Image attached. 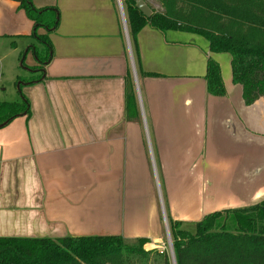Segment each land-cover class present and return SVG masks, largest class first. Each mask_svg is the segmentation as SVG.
<instances>
[{
	"label": "crops",
	"instance_id": "obj_1",
	"mask_svg": "<svg viewBox=\"0 0 264 264\" xmlns=\"http://www.w3.org/2000/svg\"><path fill=\"white\" fill-rule=\"evenodd\" d=\"M32 2L58 11L38 29L52 44L43 66L34 20L0 0L4 58L14 77H38L24 82L29 113L0 126V237L162 244L167 215L195 222L264 198V97L245 103L230 54L151 25L132 41L123 0ZM210 56L225 96L208 92Z\"/></svg>",
	"mask_w": 264,
	"mask_h": 264
},
{
	"label": "trees",
	"instance_id": "obj_2",
	"mask_svg": "<svg viewBox=\"0 0 264 264\" xmlns=\"http://www.w3.org/2000/svg\"><path fill=\"white\" fill-rule=\"evenodd\" d=\"M15 1L20 2L35 22L34 35L44 44L43 49L35 50V55L43 66L51 58L52 44L48 35L38 33V29L52 31L58 23V11L51 7L37 8L32 0ZM202 1L242 15H253L254 8L248 6H259L257 0H234V4L223 0ZM123 3L132 41H136L146 25L163 32L179 30L198 34L208 41L212 53L230 54L232 80L241 85L247 105L264 97L263 40L240 31L232 32L224 25L211 27L193 19L184 20L175 9L176 2L168 4L165 12L153 11L149 17L137 8L134 0ZM259 7L264 11V5ZM37 78L20 76L18 80L33 82ZM206 81L209 93L226 95L221 65L213 56L208 57ZM22 95L21 101L0 102V124L29 113V100ZM168 224L176 264H264V199L248 206L213 211L195 222L168 216ZM134 241L137 243L130 244L122 235H70L57 239L0 237V264H130V259L136 256L148 260L149 252L144 250V245L150 249L154 243L147 244L150 240L144 237ZM165 264H173L168 255Z\"/></svg>",
	"mask_w": 264,
	"mask_h": 264
},
{
	"label": "rangeland",
	"instance_id": "obj_3",
	"mask_svg": "<svg viewBox=\"0 0 264 264\" xmlns=\"http://www.w3.org/2000/svg\"><path fill=\"white\" fill-rule=\"evenodd\" d=\"M147 1L148 0H146V2ZM223 1L226 4H234V0ZM171 2H176L175 9L178 10L180 15H183L184 20L188 18L193 19L195 23L211 27L224 25L226 28H230L232 32L240 31L242 33L252 35L255 39L264 41V11L259 7L260 4L264 5V0H257L259 3L256 4H259V6H248L251 9L254 8L253 10H255L256 13L253 12V15H242L238 12L235 13L233 10L226 11L225 7L207 4L202 0H153L152 2L148 1L147 3L151 6L153 11L163 13L168 8V4L170 5ZM36 43L40 45L37 41ZM4 49V47L0 46V102L21 101L23 99L22 94L24 82H22V80H18V77H14L12 72L14 68L11 66V64L9 65L8 59L4 58V56L6 57V52ZM154 180L156 190L160 195V186L156 181L155 175ZM161 195H165V190L161 192ZM166 211V214H168L169 211ZM168 216L169 215H167V217ZM127 241L130 244L137 243L134 240L127 239ZM154 244L155 246L150 249H146L144 245V250L149 252L148 260H146L144 257L136 256L130 259V264H165V256L168 255L170 258H172L168 236L162 244Z\"/></svg>",
	"mask_w": 264,
	"mask_h": 264
},
{
	"label": "water",
	"instance_id": "obj_4",
	"mask_svg": "<svg viewBox=\"0 0 264 264\" xmlns=\"http://www.w3.org/2000/svg\"><path fill=\"white\" fill-rule=\"evenodd\" d=\"M134 1L136 3L137 8L139 10H141L144 15L149 17L153 14V10H152L151 6L145 0H134ZM7 123H8V121L3 122L2 124H0V126H4ZM167 233H168L167 236H168V239L170 242V247H171L173 264H176L174 248H173V243H172L171 234H170V228H169L168 224H167Z\"/></svg>",
	"mask_w": 264,
	"mask_h": 264
}]
</instances>
